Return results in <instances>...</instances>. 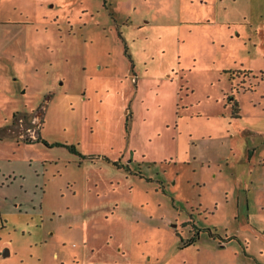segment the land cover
Listing matches in <instances>:
<instances>
[{"label":"rangeland","instance_id":"rangeland-1","mask_svg":"<svg viewBox=\"0 0 264 264\" xmlns=\"http://www.w3.org/2000/svg\"><path fill=\"white\" fill-rule=\"evenodd\" d=\"M0 264H264V0H0Z\"/></svg>","mask_w":264,"mask_h":264},{"label":"trees","instance_id":"trees-1","mask_svg":"<svg viewBox=\"0 0 264 264\" xmlns=\"http://www.w3.org/2000/svg\"><path fill=\"white\" fill-rule=\"evenodd\" d=\"M228 71H231V70H228ZM239 112H240V108H239L238 101H234V103H233V116L240 117V113ZM39 139H40V137L37 138V140H39ZM26 141L31 142L33 140L32 139H28ZM70 148H71L72 151L78 152L75 146H70ZM194 228H195V233L196 234L191 239H188L187 241H185L183 243V247L188 246L190 244H193L197 240V237L199 235V232L201 231V228H199L198 226H194ZM205 230H207L210 233V235H213V237L215 236V234H213L211 229H205Z\"/></svg>","mask_w":264,"mask_h":264},{"label":"crops","instance_id":"crops-1","mask_svg":"<svg viewBox=\"0 0 264 264\" xmlns=\"http://www.w3.org/2000/svg\"><path fill=\"white\" fill-rule=\"evenodd\" d=\"M204 1V0H203ZM205 3H206V1H205Z\"/></svg>","mask_w":264,"mask_h":264}]
</instances>
